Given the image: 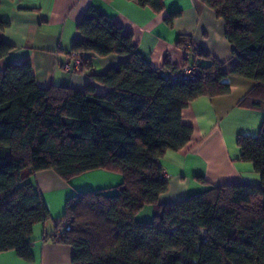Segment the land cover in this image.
<instances>
[{"label": "trees", "instance_id": "obj_1", "mask_svg": "<svg viewBox=\"0 0 264 264\" xmlns=\"http://www.w3.org/2000/svg\"><path fill=\"white\" fill-rule=\"evenodd\" d=\"M136 1L163 9V0ZM201 1L224 22L235 58L229 70L187 36L177 44L185 65L196 67L193 77L173 76L179 68L169 65L153 68L131 35L93 6L77 23L82 37L71 51L82 56L80 69L91 67L90 55L123 58L91 73L105 93L90 84L82 91L39 86L28 60L0 70V253L31 261L27 238L50 218L29 181L33 174L52 170L69 181L102 169L120 174L121 182L69 197L55 223L54 240L73 248L71 264H264V120L256 135L237 138L240 159L253 164L259 184L211 185L175 204L158 202L168 187L161 157L192 135L181 120L189 102L228 94L231 75L255 82L239 105L264 111V0ZM11 49L0 42V59ZM147 205L152 218L141 222L136 216Z\"/></svg>", "mask_w": 264, "mask_h": 264}, {"label": "crops", "instance_id": "obj_2", "mask_svg": "<svg viewBox=\"0 0 264 264\" xmlns=\"http://www.w3.org/2000/svg\"><path fill=\"white\" fill-rule=\"evenodd\" d=\"M89 6L129 33L141 58L153 68L185 66L187 54L177 44L181 36L189 37L193 48L208 52L225 70L234 64L233 47L225 37L223 20L201 0H163L159 12L136 0H0V21L5 24L0 28V42L12 47L0 59V70L7 64L28 60L39 86L57 85L82 91L90 84L96 93H105L107 89L96 83L91 73L104 72L123 58L90 55L91 67L80 69L75 57L82 56L71 51L74 40L82 37L77 23ZM175 12L178 14L171 24L167 23V17ZM206 62L197 59L198 64ZM226 81L230 85L228 94L201 96L182 109L181 120L191 126L192 135L182 149L167 150L161 157L168 187L159 197L160 204L178 203L211 185L260 183L253 164L240 159L237 144L240 135H256L264 120V111L239 105L255 82L231 75ZM121 179L120 174L102 169L82 173L69 181L52 170L33 174L29 181L41 193L50 218L35 224L27 238L31 261L9 250L0 253V264H71L73 248L54 240L59 230L55 223L63 216L66 200L76 193L113 189ZM152 215L153 207L147 205L136 219L145 222Z\"/></svg>", "mask_w": 264, "mask_h": 264}, {"label": "built area", "instance_id": "obj_3", "mask_svg": "<svg viewBox=\"0 0 264 264\" xmlns=\"http://www.w3.org/2000/svg\"><path fill=\"white\" fill-rule=\"evenodd\" d=\"M75 63L77 65V67L81 66V59L79 57H75ZM196 74V67L192 66V65H185L181 68H179V70L177 71V74H173V76H182L185 78H190L193 77ZM65 224H61V226H64ZM60 235V228L57 231L55 238H58Z\"/></svg>", "mask_w": 264, "mask_h": 264}]
</instances>
